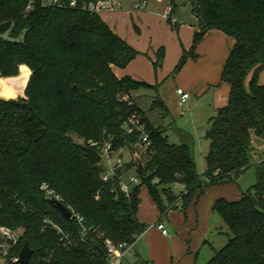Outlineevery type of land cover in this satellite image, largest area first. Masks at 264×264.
Wrapping results in <instances>:
<instances>
[{"label": "trees", "instance_id": "trees-1", "mask_svg": "<svg viewBox=\"0 0 264 264\" xmlns=\"http://www.w3.org/2000/svg\"><path fill=\"white\" fill-rule=\"evenodd\" d=\"M187 1L198 28L189 47H182L174 71L197 57L196 45L209 29L233 38L220 71L229 84L227 102L205 131L203 178L188 145L169 141L165 127L153 126L138 106L134 91L156 84L114 72V65L125 66L140 51L98 12L67 5L68 0L62 5L33 0L30 8L29 0H0V76L17 74L21 63L31 69L24 95L0 96V226L16 233L14 242L7 241V264H106L105 237L131 241L145 229L137 215L141 184L160 218L179 200L184 210L207 185L235 181L251 164L253 135L264 140V82L258 80L264 68V0ZM168 5L171 12L175 0ZM167 19L172 21L170 15ZM154 104L164 106L159 97ZM140 124L150 139L141 152ZM105 139L129 151L131 143L143 171L130 156L103 180L101 162H93L79 144L91 140L96 146ZM129 168L140 183L126 195L117 175ZM175 183L184 185L180 194L172 191ZM263 193L264 158L256 162L252 189L214 200L212 209L230 236L204 264H264ZM52 196L72 211L69 217L49 201ZM76 214L83 216L81 222ZM24 240L32 249L27 263L12 259Z\"/></svg>", "mask_w": 264, "mask_h": 264}, {"label": "rangeland", "instance_id": "rangeland-1", "mask_svg": "<svg viewBox=\"0 0 264 264\" xmlns=\"http://www.w3.org/2000/svg\"><path fill=\"white\" fill-rule=\"evenodd\" d=\"M133 1L135 0H120V6L113 8L116 11L112 14L114 18L112 23L117 27L116 32L140 51L131 59L133 63H130L136 66L137 73L140 76L135 78L144 80L150 84H156V87H142L134 91L133 94L135 95L136 102L153 126L160 125L165 127L164 133L167 135L169 141L176 143L184 142L188 145L194 158L196 171L203 178L205 169L204 154L208 149L209 143L205 137V131L209 125V117L216 113V110L212 108V93L214 88L219 87L218 95L224 96L226 99L228 94L225 89L227 88V82L219 78V69L215 85H206L205 89L198 93L197 91H191V97L186 100L183 99L184 103L180 104V94L177 93L176 87H182L184 93L187 94L188 81L194 78L198 70L205 69L207 63L204 61L196 67L186 66L181 73L179 72L183 66L178 71H174V65L178 57L175 60L173 59L172 43L174 41H177L178 44L181 43V38L178 35L176 27L198 25V21L191 10V5L188 1H186V5H182V0H175L173 12L169 14L166 12L168 0H147L145 8L147 12L142 13L140 10L134 8ZM117 9L121 10L120 14ZM164 13L165 15H163ZM167 15H171L172 21H168ZM161 48H163V51ZM258 80L264 82V68L259 72ZM223 85L225 86L224 89H222ZM158 97L162 100L164 106L159 104L152 105L153 100ZM73 137L75 140H80L75 134H73ZM252 147L251 164L240 173L235 181L214 185L210 188L221 190L228 196L238 195L241 190L247 191L248 189H252L256 181V162L262 159L261 155L264 151V140L259 136L253 135ZM141 149L142 147L139 146V152H141ZM122 156L124 159H128L131 156L127 147L123 150ZM134 172V168L127 169L124 173V178L126 179L129 173ZM207 187L204 189L203 194L207 190H210L209 186ZM183 190L184 185L182 183H175L172 186V191L175 194H180ZM197 195L196 192L192 197ZM140 197L141 202L138 211L142 210L146 215L145 219H141L146 224L143 230L145 232L147 227L152 226L157 220L159 212L145 184L140 185ZM161 197L166 203V196L162 194ZM191 199L190 197L187 200L188 202H186L184 210L180 209L182 200L177 202V207L168 210H176L184 213ZM150 204L153 209L155 208L154 211L149 210ZM182 216L184 221V214ZM209 217V221L204 222L199 217L195 218L193 216L191 222L188 219L184 224V226L186 225L184 228L180 222L176 226L168 224L167 215L162 216L165 222L164 226L169 235L172 236L175 234V245L182 239L188 243L192 239L205 233L206 241L198 253L197 264H204L211 257L214 249L223 246L230 236V231L216 211L212 210ZM160 232V228H153L149 231L153 239V244L150 246L151 250L155 252L158 260L162 264H174V260H171L168 256L166 257L165 251L168 243L161 237ZM142 234H138L135 239L136 243L133 246L134 252L140 251L139 249L141 246L143 247V244L144 247H147L148 243L145 240V234ZM133 257L134 253L132 255L128 254L126 259Z\"/></svg>", "mask_w": 264, "mask_h": 264}, {"label": "crops", "instance_id": "crops-1", "mask_svg": "<svg viewBox=\"0 0 264 264\" xmlns=\"http://www.w3.org/2000/svg\"><path fill=\"white\" fill-rule=\"evenodd\" d=\"M182 1H181L182 5L187 4V2H186L187 0H182ZM168 2H169V0H168ZM146 5H147V0H146ZM145 8H146V6H145ZM145 8L138 9V10H140V12H142V13L147 12ZM167 8H168V5H167ZM167 8H166V12H167ZM173 9L171 12H168V13L172 14ZM115 11L116 10H113V9L112 10H100V11H98V13L102 17V19L105 20L112 27V29L114 31H117V29H116L117 27L112 23L114 21L112 14ZM118 11H119L118 13L120 14L121 10L119 9ZM101 13H103V14H101ZM163 15H165V13ZM168 16L169 15H167V17ZM195 18H196V16H195ZM174 21H176V20H174ZM197 28H198V25H195V24L192 25L191 27H186V26L176 27V29L178 31V35L181 38V40H180L181 43L178 44L177 41H174L172 43L173 44V51L172 52H173V59L174 60L180 56L182 47H185V48L189 47V45L192 42L193 33ZM232 44H233V38L230 35L224 33L221 30H218L216 28L209 29L208 31H206L203 34V36L201 37V39L199 40V42L196 45V52L198 53L197 57L196 58H190L189 57L185 61L184 65L181 68L179 73L184 71V67H186V66L196 67L204 61L207 62L206 67L203 70H200V71L198 70L196 72L197 74L194 76V78H192L188 81V83H187V88H188L187 94L184 93V89L182 87L178 86L182 89V93L177 92L178 94H180V99H179L180 104L184 103L183 99L186 100L187 98L191 97L190 96L191 91H197V93H198L201 90L205 89L206 85H209V84L215 85V81L217 80V72L219 69L221 71V67H222L221 65H223L224 60H225L227 53L230 50ZM131 61L132 60H130L125 66L114 65L113 66L114 72L118 76L129 74L133 77H137V78L140 77L137 73L136 66L133 64H130V63H133ZM30 73H31V69L29 68V66L25 63H21L18 67V73L17 74L10 75V76H0V82L1 81L16 80L19 82V85H20V88L18 89V87H17L16 93L14 95L7 96L6 94H4L3 92L0 91V96L5 97V98H8V97L15 98L17 96L24 95V87H25V84L27 82V79H28ZM20 76H21V80L17 79ZM13 77H15V78L9 79V78H13ZM219 78H220V75H219ZM3 79H7V80H3ZM226 86H227V88H225V89L228 92V88H229L228 82H227ZM224 87L225 86L223 85L222 89H224ZM219 90H220V88L216 87V88H214L213 93H212V102H213L212 108L214 110H217L220 106H223L227 102V96L225 99L224 96L218 95ZM226 183H228V182L214 183V184L207 185V186H209L210 190H207V192H205L203 194L204 189L208 188L207 186H205L204 189L201 191V193H199L195 197H191L192 199L189 201L187 208H186L187 210L184 213L181 211H176V210H167V212H166L167 223L173 224L176 226L177 223L180 222V224H182L184 226V224L188 221V219L190 220V222L192 221L193 216H195V218L199 217L201 219V221H204V222L209 221V218H210L209 216L211 214V211L213 210L212 204L216 198L223 196L227 199H233V198L239 197L241 192H242V190H241L238 195L228 196V195H226V193H224L221 190H216L214 188H210L211 186H214V185L226 184ZM149 207H150L149 210H151V211L155 210V208L153 209L151 204ZM137 212H138L137 215L140 219H142V220L145 219L146 215L143 213L142 210H139ZM182 214H184V216H185L184 221H183ZM157 222H162L163 224L165 223L163 221L162 217H160V218L158 217L152 226L147 227V229L145 230V232L147 231L146 233L143 231L141 232V234L143 233L142 235L145 234V240L148 243L147 247H144V244H143V247L141 246L140 249L138 247V249L140 251L134 252L133 246L136 243L134 240V242L131 246V253H130V255H132L134 253V257L131 259L127 258V260H126L127 264H162L158 260L155 252H153L151 250V247H150L153 244V239L151 238L149 231L152 230L153 228L158 229L156 226ZM185 227H186V225L184 226V228ZM160 235L168 243V247L165 251L166 257L168 256V257H170L171 260H174V264H197L198 263V260H197L198 253L200 252V250L203 247L204 242L206 241L205 240V233H203L201 236H198L195 239H192L188 243H186L185 240L182 239L176 245L174 244L175 234L170 236L168 231H167L166 234H163L162 232H160ZM172 242H173V245H172ZM207 256H209V255H207ZM143 261H144V263H143Z\"/></svg>", "mask_w": 264, "mask_h": 264}, {"label": "built area", "instance_id": "built-area-1", "mask_svg": "<svg viewBox=\"0 0 264 264\" xmlns=\"http://www.w3.org/2000/svg\"><path fill=\"white\" fill-rule=\"evenodd\" d=\"M33 0H29L27 8L31 7V3ZM42 5H62L64 4L62 0H40ZM70 6H80L81 8L89 11L98 12L100 10H108L113 9L120 6V0H68L66 3ZM134 8L143 9L146 6V0H136L134 1ZM170 11V6L168 5L167 12ZM178 93H182V89L180 87L176 88ZM141 132V144L142 148L147 147L150 144V139L148 137L147 132L144 129L143 124H140L138 127ZM126 130L128 132L131 131V127L126 125ZM91 141V140H90ZM91 145L93 147H97V150L101 156L100 162L103 167L100 175L103 180H107L111 176L116 174L117 168H122L126 159L123 158L122 152L125 147L114 148L112 146L111 139H105L101 144L96 145L93 141H91ZM264 158V151L261 155ZM126 170L122 171L117 175L118 177V186L119 189L124 192L126 195L129 193L130 188L134 184L140 183V178L137 175L136 171L134 173H129L127 178H124V173ZM44 186H46L44 184ZM263 201H264V193H263ZM78 221L83 220V216L76 214ZM157 227L161 229V232L166 234V227L162 222H157ZM0 234L4 238V240L0 241V264H7V258L9 256V245L8 240L14 242L16 239L15 231L11 230L6 226H0ZM140 234V233H139ZM138 234H136L131 241H115L110 237L104 238V248L106 251L105 263L106 264H127L126 256L131 253V246L136 239ZM13 260L18 259V255L12 257Z\"/></svg>", "mask_w": 264, "mask_h": 264}, {"label": "water", "instance_id": "water-1", "mask_svg": "<svg viewBox=\"0 0 264 264\" xmlns=\"http://www.w3.org/2000/svg\"><path fill=\"white\" fill-rule=\"evenodd\" d=\"M111 142L112 144L114 143L113 139H111ZM79 145L82 149H84L89 154L93 162H98L100 160L101 156L97 150V147H93L91 145L90 140L88 141L87 144L80 143ZM129 147H130V154H131V157L133 159V162L135 164L137 171L138 172L143 171L144 164H143L142 158L138 150L131 143L129 144ZM49 201L52 202L53 205L57 207L65 217H69L71 215L72 211L57 197L55 196L49 197ZM31 253H32V249L29 247L27 241L24 240L21 246V249L19 251V254H18L19 262L27 263L31 256Z\"/></svg>", "mask_w": 264, "mask_h": 264}, {"label": "bare ground", "instance_id": "bare-ground-1", "mask_svg": "<svg viewBox=\"0 0 264 264\" xmlns=\"http://www.w3.org/2000/svg\"><path fill=\"white\" fill-rule=\"evenodd\" d=\"M20 88L19 82L16 80L12 81H1L0 82V91L6 94L7 96L14 95L16 89Z\"/></svg>", "mask_w": 264, "mask_h": 264}]
</instances>
